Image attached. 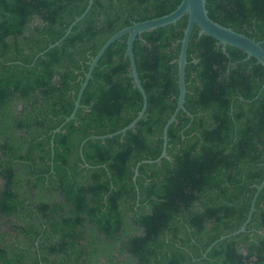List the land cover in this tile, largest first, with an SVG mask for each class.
I'll use <instances>...</instances> for the list:
<instances>
[{"label":"trees","instance_id":"1","mask_svg":"<svg viewBox=\"0 0 264 264\" xmlns=\"http://www.w3.org/2000/svg\"><path fill=\"white\" fill-rule=\"evenodd\" d=\"M181 0H0V264H264V68L198 36L178 96L186 16L138 36L144 117L124 136L142 97L115 41L70 116L88 63L119 30L173 11ZM214 22L261 42L264 0H205ZM44 52L38 57L39 53ZM191 115V116H190ZM88 139L82 146L84 140ZM205 254V256H204Z\"/></svg>","mask_w":264,"mask_h":264},{"label":"water","instance_id":"2","mask_svg":"<svg viewBox=\"0 0 264 264\" xmlns=\"http://www.w3.org/2000/svg\"><path fill=\"white\" fill-rule=\"evenodd\" d=\"M93 3H94V0H88V4L85 10L83 11V13L80 16L76 17L74 21L70 24V26L66 29V32L64 33V35L57 42L50 45L44 52L52 49L53 47L58 46L70 34L72 28L86 16V14L91 9ZM185 16L187 18V24L183 32V37L180 41V51H179V56L177 60L178 96H177L176 108L163 128V135H162L163 145H162V151L159 157L153 161L149 160V161H143V162L138 163L134 170V179L138 174L137 170L140 164L159 163L162 158L166 157L168 127L172 123L175 122L176 116L179 113V111L186 112V109L184 108V99H185V94H186L185 68L187 64V50H188V46H189V42H190V38L193 32L194 26H197L198 28V36L206 35V36H209L215 39L224 53H225L226 46L234 47L242 51L246 55L247 58H254L257 64H260L264 68V48L262 47L261 42H258L253 38H249L241 33H238L232 30L231 28L224 27L214 22L213 20H211L205 8V0H181L180 3L176 6V8L173 11L169 12L168 14L160 16V17L152 18L150 20H145L142 22H134L131 26H128L116 32L101 46L97 54L88 63V66H89L88 70L85 73V78L78 91L77 97L74 102V108L70 116L66 117L64 122L53 131V134L51 137V147H53V139H54L55 134L60 131V129L63 127L65 123L74 119L76 111L80 106V100L83 95V92L85 91L89 80L92 79V73L95 67L97 66L99 60L104 55L105 51L115 41H117L118 39H120L122 36H125V35L127 36V39H126V50L124 53V57L126 60L129 61L130 76L132 77L134 86L138 89L142 97L141 110L138 112L134 120H132L127 126L122 128L121 130L114 132L112 134L104 135V136H93L89 139L104 140L106 138H111L117 135L124 136L128 130L133 129L137 125V123L144 117V114L147 108V96L142 87L141 81L139 79V75H138L135 60H134L133 43L138 36H141L144 33H147V32L162 28V27L175 24L177 21H179ZM44 52L39 53L38 57L41 56ZM263 87H264V84H263ZM87 140L88 139L84 140L80 146V150H79L80 155H82V146ZM263 166H264V162H263ZM254 189H255V192L251 200L249 212L247 214V218L245 222L241 225V227L237 231L229 235L222 236L218 240L213 242L207 249V252L218 242L246 231V226L250 223L252 214L255 211V204H256L257 198L260 192L264 189V175H263V179L261 183L259 185H255Z\"/></svg>","mask_w":264,"mask_h":264},{"label":"rangeland","instance_id":"3","mask_svg":"<svg viewBox=\"0 0 264 264\" xmlns=\"http://www.w3.org/2000/svg\"><path fill=\"white\" fill-rule=\"evenodd\" d=\"M1 183H2V182H1V180H0V185H1ZM0 221L3 222L4 224L7 223V221H6L5 219H4V220H1V219H0Z\"/></svg>","mask_w":264,"mask_h":264}]
</instances>
